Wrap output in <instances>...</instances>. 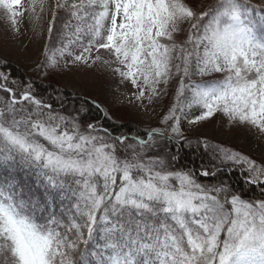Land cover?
Listing matches in <instances>:
<instances>
[{
    "label": "snow or ice",
    "instance_id": "snow-or-ice-1",
    "mask_svg": "<svg viewBox=\"0 0 264 264\" xmlns=\"http://www.w3.org/2000/svg\"><path fill=\"white\" fill-rule=\"evenodd\" d=\"M0 12L13 33L28 14L39 67L104 68L138 110L177 81L160 125L133 130L95 82L49 103L0 70V264H264V158L185 134L219 116L264 138V3L0 0Z\"/></svg>",
    "mask_w": 264,
    "mask_h": 264
},
{
    "label": "rangeland",
    "instance_id": "rangeland-1",
    "mask_svg": "<svg viewBox=\"0 0 264 264\" xmlns=\"http://www.w3.org/2000/svg\"><path fill=\"white\" fill-rule=\"evenodd\" d=\"M253 2L260 4L264 3V0H253ZM25 3H27V0H25ZM19 27L20 32L13 33L10 23L6 20L4 14L0 12V58L15 63L23 69H31L39 65L45 39L33 33L27 13L21 19ZM45 72L57 78L63 87L70 88L73 91V85L76 86V90H80L82 81L95 82L99 87L90 88L89 90L99 102L110 109L119 107L127 110L131 118L146 128L160 125L177 85L175 79L171 81L168 89L169 96L156 105L154 111L144 112L138 110L135 105L128 104L127 100L124 99L126 95H130V90L134 91V89H131V85L127 87L120 85L119 78L113 77L104 68L93 67L89 69L81 66L74 68L71 72L43 68L44 78L47 77ZM185 128V134L213 138L215 141L235 147L245 155H253L260 160L264 158V138L259 137L255 130H229L227 123L219 116L192 128H188L185 123Z\"/></svg>",
    "mask_w": 264,
    "mask_h": 264
},
{
    "label": "trees",
    "instance_id": "trees-1",
    "mask_svg": "<svg viewBox=\"0 0 264 264\" xmlns=\"http://www.w3.org/2000/svg\"><path fill=\"white\" fill-rule=\"evenodd\" d=\"M255 4H259L257 2H253ZM41 58L39 61V65L40 63L43 61L44 57L41 53ZM0 70L6 71L8 73H10V80H14L15 81V85L9 84V87H12L14 91H16L17 93H19L20 91H23L24 88L27 87V82L31 81L33 84V88L35 90L36 93H38V98L44 99L45 101L52 103L53 101L50 100V97H56L58 96L60 93H70L73 92L72 89H67L65 87L62 86V84L59 82V80H57V78H55L52 74L47 75V77H43V68L39 67L38 65L31 68V69H27V68H21L18 65H16L15 63H12L10 61H7L3 58H0ZM177 83V82H176ZM6 93L3 92L2 90H0V98L5 97ZM169 105V104H168ZM114 113H115V123L117 125V127H119V125L124 124L127 125V127L132 128L133 130L136 129L137 126H139L141 129H144L146 127H144L143 125H141L138 121L136 122L133 118H131V116L129 115V112L123 108H119V107H115L114 109H111ZM99 113H97L95 111V109H93V115H98ZM122 131H127V128H123L121 129ZM118 134V133H117ZM189 135L193 138V140H195L196 138L199 139H206L208 141H210L211 143L214 144H223L226 147H230L233 148L236 151H239L238 149H236L235 147L231 146V145H226L224 143H221L219 141H215V139L213 138H208V137H202L200 135H196V134H186ZM182 155L185 156L184 162L185 163H189L193 160H197V155H193V154H187L185 155V153L182 152ZM251 158H254L257 160V162H260V159H258L257 157L250 155ZM199 161L197 160V163ZM231 180L232 183L240 186L243 183L240 171L238 170H234L231 174ZM255 195H258L259 192L258 190L254 191Z\"/></svg>",
    "mask_w": 264,
    "mask_h": 264
}]
</instances>
